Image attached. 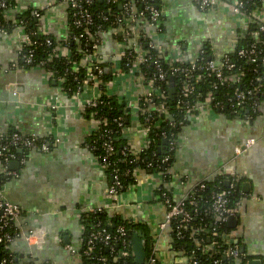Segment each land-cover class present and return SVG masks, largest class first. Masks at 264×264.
<instances>
[{"label": "crops", "instance_id": "crops-1", "mask_svg": "<svg viewBox=\"0 0 264 264\" xmlns=\"http://www.w3.org/2000/svg\"><path fill=\"white\" fill-rule=\"evenodd\" d=\"M12 1L15 12L51 6L39 19V29L57 40L66 36L67 8L63 0ZM231 4L232 0H218L214 8L200 10L196 0H160L164 32L155 35V40L163 53L185 63L195 60L205 44L218 63L237 48L247 25L245 18L231 13ZM23 37L20 27L10 34H0V135H33L45 141L48 150H30L25 160H15L20 164L16 170L7 166L17 177L0 186V200L20 208L16 226L24 233L44 228L46 234L41 249L21 240L13 251L35 259L37 264H80L78 250L84 235L81 217L103 208L110 217L117 211V216L147 226L159 264H189L190 257L173 248L169 227L159 229L167 212L155 196L162 184L159 174L136 170L135 183L118 202L108 195L111 178L86 144L98 123L82 107L83 100L99 95V89L88 85L81 98L68 97L43 69L24 68L19 58ZM120 50L112 33L103 36L99 52L117 68L116 53ZM133 72L111 81L108 91L126 103L129 126L121 138L131 152L139 153L147 134L139 121L137 103L147 86L143 76ZM258 112L246 122L241 116L199 105L178 136L169 170L171 181L165 185L177 204L204 181L226 176V182H238L243 197L232 216L236 225L226 223L230 237L243 250L240 253L249 257L246 264L252 260L264 264V106ZM251 140L253 144L246 147ZM5 171L0 164V178ZM233 262L242 263L239 259Z\"/></svg>", "mask_w": 264, "mask_h": 264}, {"label": "trees", "instance_id": "trees-1", "mask_svg": "<svg viewBox=\"0 0 264 264\" xmlns=\"http://www.w3.org/2000/svg\"><path fill=\"white\" fill-rule=\"evenodd\" d=\"M240 1L243 2V15L251 18L253 22L248 25L246 32L241 34L237 48L226 54V57L235 65V68L230 72L224 70V77L229 79L237 72L242 73V81L239 87L234 85L231 80L223 83L212 77H207L197 83H194V80H190L188 84H190L191 90L188 96H183L180 93L181 86L178 83V79L173 76L175 93L173 98L170 99L168 97V85L171 77L169 74L170 69L174 66L184 67L189 64L184 61L171 62L167 53L159 54L157 50L148 47L149 39L137 41L135 48L139 50L138 52L129 49L128 42L124 43L126 55L119 62V70L121 72H128L136 56L142 52L147 62L143 65L141 64L139 70L145 81L152 80L153 74L159 70L167 73L166 80L152 81L154 88H160L165 92L164 96L157 97L154 100V105H162L164 112L159 113L156 109H151L144 113L142 110L144 108L147 109L148 106L143 99L138 103L139 121L143 127H148L147 138L149 140L148 146L142 148L139 153L131 152L121 138L122 131L129 126V114L123 98L108 91L107 85L114 77L113 63L106 60L91 62L89 59L86 60V57L88 58L95 51L97 52V49L102 46L104 35L120 27L115 22L117 18L122 21L128 18L124 14V4L126 2L131 3L138 11L143 10V3L139 2V0H92L90 5L84 6L91 15V24L89 26L76 27L73 23V10L69 2L63 0L67 8V32L65 39L57 40L53 35L42 32L39 29L38 23L45 13L44 9L15 12L11 10H15L14 2L6 0L8 7L6 9L0 8V27L6 34L12 33L18 27L23 28L24 34L30 38V44L21 46L19 52L20 64L24 68L32 69L43 62L41 67L54 72L53 81L68 97H71L78 87L83 86L84 82L88 81L89 71L97 76L100 81L97 106L86 112L87 114L94 113L95 119L100 121V123L99 127L87 139L88 148L98 159L103 155V144L108 141V138L115 139L113 142L115 151L108 159L104 170L111 179L113 175H118L122 185L120 192H125L129 186L135 183L134 173L136 170H145L161 176L162 184L155 190L156 198L162 202L168 200L169 205H175L176 203L165 185L171 181L169 170L174 162L178 136L183 127L190 123L187 111L190 110V116L193 115L196 112V105L212 96L215 102L220 101L225 104L223 112L229 113L232 106L235 105L232 95L236 87L244 91L255 90L256 93L253 96V100L258 103L264 102V65L261 63L251 64L248 59L240 58L237 54L239 50L248 48L250 44L256 41L253 38V34L258 31L261 22L254 15L255 13L264 12V2L261 0ZM150 3L153 7L159 8L160 6V0H154ZM35 12L38 13V16H35ZM15 20L20 23L13 24ZM160 21L157 24L158 35L164 32ZM148 22L149 14L145 13L143 20L139 23V25H144V28L141 26L140 32H146V27L150 23ZM120 28H124L123 24ZM113 36L117 41L122 42L123 37L121 35L115 33ZM149 37L151 40L153 35H149ZM47 40L50 41L49 44H47ZM258 41L257 45L264 53L263 37L260 36ZM94 46L96 49L93 48ZM200 51L204 52V54L197 57L196 63L198 66L203 67L205 61L213 60V58H211L210 51L205 44L201 46ZM30 56L31 64H25V58ZM154 61L158 62V69L155 67ZM94 66L100 68V74L96 73L93 69ZM195 74H206V71L204 72L203 70ZM59 78H63V81L59 82ZM247 104L250 105L251 101H247ZM248 111L249 106H244L241 114H246ZM257 115H259V112L252 119ZM146 118L150 121L146 122ZM38 140L39 142L42 141L39 138ZM18 150H21V153ZM10 151L14 155V159L20 162L25 160L30 150L11 148ZM165 159L167 160L164 161ZM0 164L4 169L8 166V163L3 158H0ZM9 178L5 171L0 178V186ZM229 182L230 184L226 185V176H220L212 181H204L196 185L189 197L182 202V210L190 216V219L185 222L183 217L177 216L168 226L173 240V248L182 250L190 259L196 260L199 264H213L214 261H218V264H234V258L227 255V251L234 245L235 240L229 235L231 231L227 227L226 221H218L212 210L215 196L221 192L229 191L227 195L228 208L232 210L235 209L237 203L243 197L237 187L238 182L234 184L230 179ZM231 184H233V188H230ZM81 218L84 235L81 247L78 250L80 264H103L102 259L105 260V264H135L128 247L134 234L140 231L145 235L144 249L147 259L153 255L155 256L152 238L149 234L150 230L147 226L126 220L120 216L110 217L106 209H101L95 213L86 212ZM97 224L109 233V244H96L89 254L85 255L84 253L88 249L86 238L92 227ZM120 226L124 227V236H120L117 233ZM123 240L126 242V246L122 245ZM237 245L239 246V243ZM208 247L209 249L205 250ZM122 248H125L130 254L121 257ZM0 259L5 260L6 264H33L35 260L30 257H22L21 254L13 251L12 247L5 245H0ZM248 259L249 257L240 253L239 260H241V264H246ZM155 264H159L157 258Z\"/></svg>", "mask_w": 264, "mask_h": 264}, {"label": "built area", "instance_id": "built-area-1", "mask_svg": "<svg viewBox=\"0 0 264 264\" xmlns=\"http://www.w3.org/2000/svg\"><path fill=\"white\" fill-rule=\"evenodd\" d=\"M64 1H68L70 7L73 10V23L75 24L76 27H84V26H89L91 24V15L89 14V12L84 8V6L86 5H90L92 3V0H64ZM154 0H139V2L144 4V8L142 11H138L131 3L126 2V4H124V14L128 17L125 21H122L121 19L117 18L115 20V22L118 24V26L122 27V24L124 26V28H120L118 27V29H114L111 30L110 33L115 34L118 33L119 35H121L123 37L122 42H119L121 45V50L116 53L117 58L119 60V62L121 61V58H123L126 54L124 52L125 48H124V43L128 42V47L129 49H133L135 52H138L139 50H136V44L138 40H147L149 39L147 45L149 48L155 49L157 50V52L159 54H162V48L161 45L158 44V42L155 40V35H157V24L161 19V10H160V6L159 8L157 7H153V5L150 3ZM264 2V0H261ZM218 0H196V4L198 6V8L200 10H207V9H211L214 8L217 5ZM6 7H8V4L6 3V0H0V8L2 9H6ZM51 6H47L45 11L50 10ZM231 13L235 16V17H241V18H245L247 20V25L245 30L243 31V33L246 32L248 25L251 24L253 22V20H251V18L246 17L245 15H243V2L240 0H234L232 2V4L229 6ZM12 11H14L13 9H11ZM16 10V8H15ZM148 13L149 14V25L146 27L147 30H145L146 32H140L141 26L144 28V25H139V23L143 20L144 18V14ZM35 16H38V13H34ZM257 20H259V22H261V24L259 25L258 31L255 32L253 34V38L256 39V41L252 44L249 45L248 48L246 49H241L238 51V56L240 58H245L248 59V61L251 64H257V63H261L262 65H264V53L261 49H259V45H257L258 38H260V36L263 37L264 39V12H260V13H255L254 15ZM20 23L18 21H13V24H17ZM147 25V23H146ZM22 28V27H20ZM0 34L2 35H6V32L4 30L1 29L0 27ZM149 35H153V38L150 40ZM241 37V36H240ZM65 39V37L63 38ZM62 40V39H60ZM49 40H47V44H49ZM22 45L24 44H30V38L24 34L23 40L21 42ZM21 45V46H22ZM21 48V47H20ZM94 49H96V47H93ZM55 50H57L55 48ZM204 52H199L198 56L203 55ZM169 56V55H168ZM196 57V58H197ZM89 59L91 62H99L100 60H104L103 55L100 54L99 52V48L97 49V52L95 51L93 54H91L90 56H88V58L86 57V60ZM203 59V58H202ZM169 60H171V62L175 63V62H181L182 60H180L178 57L176 56H169ZM198 60L195 59L192 62H189L187 64V66H174L170 69L169 74L171 75L170 78H172L173 76H176L178 79V83L181 86L180 88V93L183 94V96H188L190 90H191V86L190 84H188V82H190V80H194V83L200 82L201 80H203V78H214L219 82H226L228 80L233 81L234 85H237V87H239L241 81H242V73H236L235 75H233L232 78H225L224 77V70L225 71H232L235 68V65L232 64L230 62V60L228 59V57L224 56L222 58V60L220 62H215V60H207L204 62V66H198L196 61ZM32 60H31V56L28 58H25L24 63L25 64H31ZM110 62L113 63V67H114V77L112 79V81L114 79H116L117 77L120 76H124L126 75V73H134L133 71L135 70L136 73L140 74L141 76H143L140 73V65L145 64L147 61L145 59L144 54H142V52H140V54H138L135 58L134 63L130 66V69L128 72L124 73L121 72L119 70V67L117 68L115 66L114 61ZM155 67L158 69V62L154 61ZM43 62H41L38 65V68L43 69ZM90 69V68H89ZM93 69L96 71L97 74L101 73V70L98 66H94ZM44 71H46L50 78L53 80V78L55 77L54 72L52 71H48L43 69ZM91 70V69H90ZM206 71V74H195L196 72H201ZM166 72L164 71H157V73L153 74V79L146 81L145 84L147 86V90L144 92L143 95H141L138 99V103L141 99H143L146 103V105L148 106L147 109H143L142 112H146L147 110H151V109H156L157 112L159 113H163L164 112V107L162 105L159 106H155L154 105V100L157 97H162L164 96L165 92L163 90H161L160 88H154L153 87V83L152 81L156 82V81H164L166 80ZM87 80L86 82H84L83 86L78 87V89L76 90V92H74L72 94L71 97L74 98H81V94L83 92V90L85 89L86 86H96L98 88L99 86V79L97 78L96 75L92 74L89 71V74L87 76ZM263 79H264V75H263ZM170 80V79H169ZM59 82L63 81V78H59L58 80ZM111 83V82H110ZM110 83L108 85H110ZM107 85V86H108ZM235 88L232 98L233 101L235 102V105L232 106V109L230 110V114L235 115V116H241L243 118V120H245L246 122H251L252 117L258 112V110L264 106V102L263 103H258L257 101L253 100V96L255 95L256 91L255 90H247L244 91L242 89L239 88ZM97 98H92V99H88V100H83V110L87 111L89 109L95 108L97 106ZM230 99V98H229ZM252 99V100H251ZM247 101H251V104H247ZM137 103V104H138ZM201 104H205L208 105L210 108L215 109V110H220L223 111L225 109V104H222V102L220 101H216L214 100V98L212 96H209L206 101H203L201 103H198L196 105V109L199 105ZM249 106V111L246 114H241L242 110H244V106ZM195 109V108H194ZM190 110L187 111V117L191 118L190 116ZM91 117H93L95 119V114L91 113L89 114ZM96 120V119H95ZM146 122L150 121L148 118L145 119ZM98 123L97 128L99 127V123L100 121L96 120ZM144 130L146 131V134L148 133V127L144 126ZM115 141V139H109L108 141L105 142L103 144V155H101V157H99L97 159L99 165L104 169V166L107 164L108 159L113 155L115 148L113 145V142ZM253 140L249 141L246 144V147H249L251 144H253ZM149 144V140L147 138V141L145 143V147L148 146ZM143 147V148H145ZM11 148H24L27 150H40L42 152H46L48 150V144H46L45 141H41L39 142L38 137L30 135V136H25L22 135L18 132H13L10 135H0V158H3L8 164L11 161H15L14 159V155L11 154ZM10 158V159H8ZM167 159H165L164 161H166ZM6 175L11 177L16 178L17 174L15 172H10L7 170L6 167ZM111 184L110 187L108 189V195L110 196L111 200L113 202H118V199L120 198V196L122 195L121 189H122V185L120 183V179L118 177V175H113L112 179H111ZM230 188H233V184L230 185ZM229 194L228 192H221L219 194H217L215 196V200L213 203V213L215 215V218L218 221H227V218L232 217L234 215V210L228 208V199H227V195ZM165 208L167 209L164 221L160 224V230H165L166 228H168V226L171 224V221L173 219H175L177 216H181L183 217L184 221L187 222L190 219V216L187 213H184L182 210V203H177L175 205H169V201L165 200L164 202ZM103 208H99L96 210L91 211L90 213H95L96 211H100ZM20 208L13 204L10 203L8 201H6L5 199H1L0 200V245H5L8 247H13L16 245L17 242L19 241H24L27 245L29 246H36L37 248L41 249L43 243H44V238H45V229L44 228H35L31 231H28L27 233H24L19 227L16 226V221L18 220V218L20 217ZM114 216L118 215L119 212L114 211L113 212ZM117 233H119L120 236H124L125 232H124V227L120 226L119 229L117 230ZM109 240H110V235L109 233L106 232V230L104 228H100L99 224H97L96 226L92 227L91 231L88 233V236L86 238V245L88 246L87 251L84 253L85 255H88L89 252L91 251V249L93 248L94 245L99 244V243H103L104 245H108L109 244ZM123 246H126V242L123 240L122 242ZM128 246V245H127ZM131 251V244L128 247ZM209 249L206 248L205 250ZM154 251V250H153ZM75 253V251H73ZM154 253V252H153ZM129 251L125 250V248H122V251L120 252V256H128ZM132 255V252H131ZM227 255L231 256L232 258H234V260H238L239 256H240V250H239V246L237 245L236 242H234V245L231 246V248L228 249L227 251ZM79 257V256H78ZM80 258V257H79ZM103 264H105V260L102 259ZM156 263V256H151L150 258L147 259V256L145 258V261L143 264H155ZM0 264H6L5 260L0 259ZM33 264H37L35 261L33 262ZM189 264H199L196 260L190 259L189 260ZM213 264H218V261H214Z\"/></svg>", "mask_w": 264, "mask_h": 264}, {"label": "water", "instance_id": "water-1", "mask_svg": "<svg viewBox=\"0 0 264 264\" xmlns=\"http://www.w3.org/2000/svg\"><path fill=\"white\" fill-rule=\"evenodd\" d=\"M174 93H175V90H174V81L172 78H170L169 80V85H168V97L170 99L173 98L174 96ZM19 163L16 162V161H11L9 162L8 166H10V170L13 171V170H16L19 168ZM229 182H226V185H228ZM229 226H234L236 225V219L233 218V217H229L227 218V221ZM144 239H145V235L142 231L140 232H136L133 236V239L131 241V252H132V256L134 258V262L135 264H143L144 261H145V258H146V252H145V249H144ZM241 252L243 251L242 248L240 250ZM247 264H260L259 261L257 260H252V261H249Z\"/></svg>", "mask_w": 264, "mask_h": 264}]
</instances>
